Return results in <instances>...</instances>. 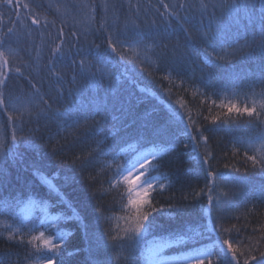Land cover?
<instances>
[{
	"label": "snow or ice",
	"instance_id": "obj_1",
	"mask_svg": "<svg viewBox=\"0 0 264 264\" xmlns=\"http://www.w3.org/2000/svg\"><path fill=\"white\" fill-rule=\"evenodd\" d=\"M45 7L41 0H0V111L6 114V122L0 124V149L7 146V152L0 150V159L6 156L16 158L21 155L16 151L20 143L32 148L37 147L33 140L24 138L22 127L17 128V124L23 123L22 118L26 114L31 116L34 109H39L35 117L37 120L63 118L67 126H79L80 119L73 113L84 107L80 99L84 95V89L76 87L77 76L88 80L93 88H99L105 76L110 77L105 70L98 78V74L90 71L84 59L77 61L74 58L83 52L80 47L81 40L86 41L92 33L103 34L107 45L106 51L113 55L116 61L124 63L126 78H128L127 73L135 74L137 69L147 72L148 67L159 68L161 62H167L170 66L164 69L168 72L164 79H171L173 73L177 77L186 76L191 70L190 61L194 58L193 53L202 54L203 65L199 68L202 75L198 78V83H194L193 98L200 99L201 107H204V102L207 100L222 111L211 115L212 109L204 108L210 116H205L201 111L194 118L186 103L177 101L180 107L176 108L175 105L170 104L165 116L161 119H152V114L145 112L144 122L137 130L136 143L151 145V147L139 150L133 145H128L135 155L122 165L118 163L122 150L114 154L111 150L98 153V155H112V160L106 161L105 167L112 168L115 163L113 174L107 180L108 187L104 189V192L115 191L119 198L120 210H126L128 213L125 219L129 222V226L123 230V235H120L118 231L90 233L89 224L83 222V218L76 210H72L71 215L63 212L50 213L49 208L56 205L71 208V202L37 168L34 170V175L42 184L48 185L49 192L36 193L40 196L39 202L31 197L27 203L19 198L14 201L5 199L4 214L12 215L13 223H4L6 234L0 233V239L18 246L31 247L32 254L26 257L24 264H28V260H31L32 264H56V259L60 255L59 250L70 235L58 225L75 219L81 223L89 244L95 243L97 249L107 248L109 244L104 237L108 236L112 241V247H127L132 251L133 264H252V262L264 264V226L259 230L252 229L251 235L245 236L242 232L247 231L246 227L238 228L235 224L226 227L224 222L226 209L239 211L240 208H246L248 214H252L258 204H264V132H259L255 137L245 140L236 135L239 124L232 116L236 113L238 116L246 114L249 118H253L246 122L247 127L251 129L264 125V119H261V114L264 113V89L260 93L254 91L255 87L264 85V68L255 80L247 84V87L253 90L252 95L260 98L258 104L253 101L251 107L245 105L240 108L232 103L221 102L217 105L212 99L213 96L217 98L224 96L227 99L228 95L239 94L241 82L246 77L237 73L235 65L227 59L238 49L225 52L224 45L237 43L242 38L239 35L242 22L245 33L251 28L264 37V0H259L258 4L255 0L251 2L250 0H243V2L230 0L228 3L221 4L204 3L201 0L199 4L201 19L194 27L201 33L200 39L206 46H197L187 39L190 33L184 28V24L191 22L187 14L194 10V5L188 0H177L176 3H165L164 0H159L156 12L161 18L160 25H157L155 20L146 22L141 19V16L146 13L140 0H99L98 3L94 0L93 2L80 0L79 3H72L65 7L59 24L55 20L49 21L46 17H41L40 10ZM47 7L52 6L47 5ZM148 7L152 6L149 4ZM218 7L227 9L226 23H216L214 10ZM68 8L73 11H68ZM161 8L163 12L160 11ZM3 9H7L10 15L6 17ZM21 10L26 13V19L30 21V24H25L22 20ZM57 12H60L59 7ZM98 12L101 18L97 25ZM124 13L127 15L121 24L120 15ZM206 13L207 23H204ZM76 14L79 15V20ZM5 18L8 20L7 25L4 24ZM173 22L177 24L176 29H171ZM33 25L35 28L31 27ZM65 25H68L67 33ZM233 27L236 30L235 35L232 31ZM50 28L56 29V36L54 39L49 36V39L45 40V34ZM176 31L183 32L186 37L183 50L179 45L169 49L164 43L170 32L174 34ZM33 33L39 36V45L32 40ZM26 38L32 42L31 51L27 48L12 46L13 43L22 45ZM94 47L97 50V57H100V45L94 44ZM45 48H47V64L38 66L46 70L49 79L55 82L56 100H62L67 95L71 105L64 112H53L52 116L48 115L52 111L51 104L45 99V94L41 93L40 88L35 83H31V80L29 83L32 92L26 97L13 98L6 92L10 77L13 74L23 76L25 70L30 72L33 63L45 54ZM21 51L27 52L30 58L34 56L33 63L23 62ZM72 65H76L79 71L65 80V74L58 69ZM147 74L152 75L151 72ZM183 83L184 81L181 80V84ZM65 84L72 87H65ZM141 92L148 94L147 89H141ZM112 99L117 100L114 93ZM90 103L95 106V114H99L102 109L106 111L108 108L107 99L100 104L93 98ZM41 105L43 107H40ZM120 111L123 112V107ZM83 118L85 121L88 119L87 116ZM113 119L117 118L113 117ZM198 119L210 120L211 124L219 125V127H206L198 123ZM9 125H12L10 144L7 139ZM220 130L233 136V155L243 149L245 162L243 172L239 167L228 164L224 167L226 169L231 167L232 171L229 173L214 170L211 161H214L216 157L211 151L210 136L205 133L215 134ZM18 131L21 135H18ZM181 138L186 139L184 148L187 151L183 155L196 163L197 172L202 173L205 179L204 187L199 193H195V197L199 198L203 193L207 203L200 205L199 217L194 222L184 220L171 200L165 207L159 205L157 197L152 195L153 192L162 194L171 186L172 181L168 176L156 173L160 172V158L165 153L175 152ZM161 145H167V147L161 151ZM99 146L98 142L97 147ZM249 152L253 154L249 155ZM77 159L79 160L80 157L78 156ZM87 163L91 164L93 161L88 160ZM249 163L252 169L251 175H249ZM81 167L83 168V165ZM79 175H82V172ZM65 180L69 184H75L79 182V176L68 175ZM88 180L90 187L95 188L96 177H89ZM165 181L168 183L166 184ZM2 183V173H0V184ZM221 183H223V189L227 190L221 188ZM97 195L96 191L82 189L78 207L87 212L91 200ZM49 200H54L55 204L48 203ZM250 203L252 208H248ZM21 204L24 205L23 215L14 213L13 209ZM36 208H39L41 215L36 222H33L29 220V217ZM102 217L103 213L97 206L93 221L90 223L99 224ZM233 218L240 219L239 216ZM25 230L29 236L27 240H25ZM257 232H259L258 235ZM46 233H48L47 236ZM166 250H175L176 254L166 255ZM0 264L4 262L0 261ZM89 264H98V261L90 259Z\"/></svg>",
	"mask_w": 264,
	"mask_h": 264
},
{
	"label": "trees",
	"instance_id": "obj_2",
	"mask_svg": "<svg viewBox=\"0 0 264 264\" xmlns=\"http://www.w3.org/2000/svg\"><path fill=\"white\" fill-rule=\"evenodd\" d=\"M41 2L46 6L40 10L41 17H46L49 21L55 20L59 24L65 7L72 3H79L80 0H41ZM90 2H93V0H90ZM94 2L98 3L99 0H94ZM140 2L144 5V12L146 13V15L141 16V19L146 22L155 20L156 24L160 25L161 18L156 12L159 0H140ZM164 2L176 3L177 0H164ZM188 2L194 5V10L187 14L191 22L184 24V28L190 33V37L187 39H190L197 46H206L200 39L201 33L196 31L194 27L201 19L199 12L201 0H188ZM203 2L221 4L228 3L230 0H203ZM255 2L258 4L259 0H255ZM149 4L152 6L151 8L148 7ZM47 5H51L52 7L48 8ZM57 7L60 9L59 13L57 12ZM2 11L6 17L10 15L7 9H3ZM68 11L73 10L68 8ZM160 11L163 12V9L161 8ZM209 11L212 10L209 9ZM214 11L216 23L227 22L226 8L218 7ZM76 15L79 20V15ZM126 15L127 13L120 15L119 22L121 24ZM98 17L101 18L99 12ZM21 18L25 24H30L23 10H21ZM204 23H207V13L205 14ZM4 24H8L7 18H5ZM31 27L35 28L34 25ZM176 28L177 24L173 22L171 29ZM240 28L239 35L242 38L237 43H226L224 50L225 52H233V50L238 49L234 52V55L228 56L227 59L235 65L236 72L246 78L241 82L242 87L239 88L238 95H228L227 99L224 96L220 98L213 96L212 99L216 101L217 105L224 102L243 108L245 105L251 107L253 101H256L257 104L260 102L258 96L252 95L253 90L249 89L247 84L255 80L260 75L261 69L264 68V50H262L264 49V37L258 31L251 28L245 33L243 22ZM232 31L235 35V27H233ZM65 32H68V25H65ZM49 36L52 39L55 38V28L48 30V33L45 34V40H48ZM32 40L35 41L36 45H39L40 38L35 33H33ZM164 43L168 45L169 49L179 45L183 50L186 37L180 31H176L174 34L170 32ZM94 44L100 45V57L96 55L97 50ZM12 46L27 48L31 51L32 42L26 38L22 45L13 43ZM80 47L83 50L82 54L74 58L77 61L84 59L90 71L98 74V78L105 70L110 74V77L105 76L100 87L93 88L88 80L80 79L77 76L76 87L84 89V95L80 98L84 103V107L73 113L76 118L80 119L79 126L69 127L63 118L37 120L35 117L39 109L33 110L31 116L26 114L22 118L23 123L17 124L18 129L23 128L22 135L24 138L33 140L37 147L32 148L28 147L27 144L20 143L17 145L16 151L21 155L16 158L6 156L0 159V173H2L3 179V183L0 184V210H2L0 218L5 216L6 218H10V221L13 220L12 215L4 214L3 201L5 199L14 201L16 198H19V200L27 203L31 194H42L44 189H46V187L44 189L42 187L47 185L41 186V181L34 175V170L38 168L45 177L50 179L52 184L59 187L60 191L72 200L84 223L89 224L90 233H116L118 231L120 235H123V230L125 229L124 219L128 213L126 210H120L119 198L115 191L111 193L104 192V189L108 187L107 180L113 174L115 163L112 168L105 167V162L111 161L112 155L105 156L98 155V153L111 150L114 154L122 150V154L118 160V163L122 165L135 155V152L128 145H133L135 148L143 150L141 148V146L143 147V143L137 144L136 141L138 139L137 130L141 128L144 122L143 117L145 112H150L152 119H161L165 116L170 104L175 105L176 108L180 107L177 101L186 103L188 110L193 114L194 118L201 111L205 116H210L209 112L205 111L204 108L210 107L212 109L211 115H215L222 110L218 109L215 105H211L207 100L204 102V107H201L200 99L193 98L194 83H198V78L202 75L199 71L200 66L203 65V57L200 53H193L194 58L190 61L191 70L186 76L177 77L173 73L171 79H164L168 74L164 69L170 68V66L167 62H161L159 68L148 67L147 72H141L140 69H137L135 74L127 73V77H131L134 80L132 81L125 76L124 63L116 61L115 57L106 51L107 45L104 42L102 33L90 34L86 41L81 40ZM209 51H212V49H209ZM44 53L38 61L33 63L34 56L30 58L27 52L21 51V60L25 63H33V67L30 72L25 70L23 76L13 74L7 82L6 92L10 93L13 98L26 97L32 92L29 83V80H31V83H35L40 88L41 93L45 94V99L51 104L52 111L48 115L52 116L53 112H64L71 105L69 103L70 98L67 95L62 100H56L55 82L49 79L46 70L38 66L47 64V48L44 49ZM58 71L65 74V80H68L74 74H77L79 69L76 65H72L63 66ZM148 72H151L152 75L149 76ZM181 80L184 81L183 84H181ZM65 87H72V85L65 84ZM141 88L147 89L148 94L146 95L141 92ZM262 89H264V85L255 87L254 91L260 93ZM113 93L117 97L116 101L112 99ZM93 98L100 104H103L105 99H107V110L102 109L99 114H95V106L90 103ZM54 100L55 102H53ZM114 104L115 107H113ZM40 107H43V105ZM121 107H123V112L120 111ZM257 111H260L259 108H257ZM85 116L88 117L86 121L83 118ZM232 116L239 124L236 128L237 136L249 140L260 132L261 126L255 129L247 127L246 122L253 118H249L246 114L238 116L236 113H233ZM113 117L117 119H113ZM5 122L6 114L0 111V124ZM197 122L202 123L206 127H219V125L211 124L210 120L203 121L198 119ZM11 127L12 125L8 126L7 139L9 144L11 143ZM205 134L210 136L211 151L216 157L214 161H211L215 171L222 173L231 172V167L226 169L224 167L225 164L229 166L235 165L241 169V172L244 171L243 149L233 155L232 135L223 130L217 131L215 134ZM18 135H21L19 131ZM98 142L99 147H97ZM185 142L186 139L181 138V141L177 143L175 152L170 154L165 153L160 158V172L156 174L168 176L172 184L162 194L153 192L152 195L157 197L159 205H164L165 207H167L169 200H171L184 220L194 222L199 217L200 205L207 203L203 193L200 194L199 198L195 197V193H199L204 187L205 179L202 173L197 172L196 163L191 161L186 155H183L187 151L184 148ZM166 147L167 145H161V151ZM0 150L7 152V146L5 145ZM248 154L252 155L253 153L249 152ZM78 156L80 157L79 160L77 159ZM88 160H92L93 163L88 164ZM81 165H83V168ZM81 172L82 175H79ZM98 173L99 175H97ZM251 174L252 169L249 163V175ZM68 175H78L79 182L75 184L67 183L65 177ZM89 177H96L95 188L90 187ZM26 181L29 183H26ZM165 183L167 184L168 181H165ZM221 188L223 189V183H221ZM82 189L98 193L91 200L87 212L82 211L78 207ZM50 203L55 204V201L50 200ZM58 206L61 205H56L55 207ZM97 206L103 213V217L100 219L99 224L90 223V221H93V214ZM23 207L24 205L21 204L15 207L13 212L19 209L22 210ZM248 208H252L251 203ZM37 213L40 217L41 212L39 209ZM235 216H239L240 219L233 218ZM245 216H247V219H245ZM224 222L226 227H231L233 224L238 228L246 227L247 231H243L242 235H251L252 229L259 230L264 226V204H258L252 214H248V209L246 208H240L239 211L226 209ZM58 227L65 231L70 230L69 223H64ZM0 233H4L1 221ZM258 234L259 232H257ZM24 235L25 240L29 239L27 231H25ZM104 239L108 242L109 247L97 249L95 243L89 244V241L85 238L84 230L77 229L76 233L59 250L60 255L56 259V264H87L90 259L97 260L98 264H133L132 256L134 254L129 248L112 247L110 238L105 236ZM30 254H32L30 246H18L0 239V261H3L4 264H24L26 257ZM28 264H32L31 260H28ZM252 264H255V262H252Z\"/></svg>",
	"mask_w": 264,
	"mask_h": 264
},
{
	"label": "bare ground",
	"instance_id": "obj_3",
	"mask_svg": "<svg viewBox=\"0 0 264 264\" xmlns=\"http://www.w3.org/2000/svg\"><path fill=\"white\" fill-rule=\"evenodd\" d=\"M99 21H100V18L98 17V15H97V17H96V22H97V24L99 23ZM130 77V76H129ZM129 80H132V78L130 77V78H128ZM132 81H134V80H132ZM131 81V82H132ZM141 89H144V88H141ZM140 89V90H141ZM150 95H152V94H150ZM153 96V95H152ZM34 111H36V109H34ZM261 119H264V113L263 114H261ZM134 125V124H133ZM260 132H264V125H261V129H260ZM257 134H255L253 137H255ZM151 145H146V144H143V147L141 146V148H143L144 149V147H150ZM50 180V179H49ZM26 183H29V182H27L26 181ZM42 185H45V184H42L41 183V186ZM54 185V184H53ZM46 187V189H44ZM43 189H44V191L42 192V194H47L48 192H49V187H48V185L47 186H43L42 187ZM58 189H59V187H57ZM47 191V192H46ZM30 197L31 198H36L35 200H37L38 202L40 201V196L39 195H34V194H31L30 195ZM65 197H66V195H65ZM67 198V197H66ZM67 200H69L70 202H71V208H68V207H65L64 205H61V206H58V207H54V208H49V212L50 213H52V214H56L57 212H63V213H65V214H67V215H71V212H72V210H76V208H75V206L73 205L74 203L72 202V200H70L69 198H67ZM48 203H50V200L48 201ZM39 208H36V209H33V211H32V215L29 217V220H31V221H33V222H36V220L39 218V216H38V213H37V210H38ZM23 210V209H22ZM21 209H19V210H17V211H15L14 213H20L21 215H23V211H22ZM77 211V210H76ZM0 212H2V210H0ZM0 221H1V224H2V226H3V228H4V223L5 222H7V223H11V222H13V220H11L10 221V218H6L5 216L4 217H2V218H0ZM84 222V221H83ZM124 222L126 223H124V225H125V228H127L128 226H129V222L126 220V219H124ZM61 223H65V222H61ZM59 224L58 226H62L63 224ZM66 223H69L70 224V230L69 231H66V232H68L70 235H69V238H68V240H67V242L69 241V239H70V237H72L75 233H76V231H77V229H81V230H83V228H82V226H81V223L80 222H78L77 220H75V219H73V220H69V221H67ZM25 231H27V230H25ZM48 235V233H46V236ZM66 242V243H67ZM65 243V244H66ZM64 244V245H65ZM63 245V246H64ZM62 246V247H63ZM166 255H175L176 254V251L175 250H168L166 253H165ZM87 264H89V263H87Z\"/></svg>",
	"mask_w": 264,
	"mask_h": 264
}]
</instances>
